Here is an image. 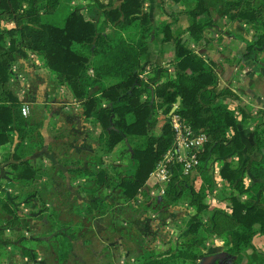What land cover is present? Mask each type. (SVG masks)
<instances>
[{
  "label": "trees",
  "instance_id": "1",
  "mask_svg": "<svg viewBox=\"0 0 264 264\" xmlns=\"http://www.w3.org/2000/svg\"><path fill=\"white\" fill-rule=\"evenodd\" d=\"M6 1L9 7L0 13L12 15L13 11L22 9L16 17L17 27L0 30V148L10 145L6 159L12 183L32 186L39 178L38 168L27 158L30 153L27 147L33 143L27 142L36 138L30 137L35 131L39 138L42 136L37 124L23 114V101L9 82L14 62L34 51L42 56L58 85L66 87L73 98L82 102L83 115L91 119L92 124L102 126L97 137L98 146L86 159L66 160L68 171L76 172L87 182L82 193L88 201L81 207L76 205L73 212L82 210L94 217L109 214V226L117 233L116 237L131 238L139 243L135 237V223L125 215L126 208H133L134 212L144 206L152 214L150 220L145 221L149 223L153 212L159 208L172 209L183 201L193 211L179 243L163 252L139 243L131 263L199 264L207 240L215 236L223 239L230 264H241L244 249L253 246L255 237H264V109L249 117L243 108L239 107L237 112L223 101V96L232 95L233 91L221 85L219 65L190 46L186 35L198 44H205V31L215 21L212 17L206 20L200 17L218 9L227 21L241 20L249 25L255 37L249 47H261L264 45V0H194L187 11L191 24L178 32L173 28L174 22L154 24L145 9V0H123L119 6H114L112 0H92L102 9L101 15L106 21L118 30L132 29L135 38L99 31L93 6L88 9L83 3H68L64 22L57 24L48 18L62 10L63 0ZM166 1L158 0L164 11ZM6 37L10 39L8 45L4 43ZM158 38L174 48L173 75L165 81L141 76L144 73L141 58L150 42ZM178 98L180 104L173 110ZM172 112L193 131L206 135V141L196 150L197 171L204 181L200 187L191 184V174L185 173L182 162L174 157L168 163L170 180L165 194L154 196L155 201L149 205L146 204L148 199L143 197L149 196L145 186L151 173L168 151L172 150L176 156ZM239 113L244 122L248 117L253 124L255 143L247 151L260 154L249 164L250 183L246 181L247 170L243 164L235 167L230 160L236 153L242 160L240 151L245 148L239 130ZM160 116L165 118L163 123ZM120 143H128L129 149L114 153ZM116 156L123 160L128 157V162L116 164L113 162ZM215 158H226L220 175L225 186L234 190L227 196L221 189H215L217 183L209 174ZM72 164L75 167H70ZM110 189L119 194L118 203L109 204L103 197L104 190ZM212 195L227 204H210L206 200ZM0 203L11 215L1 230L5 226H16L26 217L18 213L9 199L0 198ZM42 205L48 222L43 223L45 230L54 233L51 238L39 241L53 248L52 262L66 264L74 242L89 241L86 236L93 228L80 220L65 223L58 207L45 202ZM119 217L124 219H115ZM22 250L31 257L38 255L28 249ZM5 262V257L0 255V264H13Z\"/></svg>",
  "mask_w": 264,
  "mask_h": 264
},
{
  "label": "rangeland",
  "instance_id": "2",
  "mask_svg": "<svg viewBox=\"0 0 264 264\" xmlns=\"http://www.w3.org/2000/svg\"><path fill=\"white\" fill-rule=\"evenodd\" d=\"M68 3L72 5H81L83 2L82 0H63L64 5L61 7L62 10L60 9L61 11L50 15L48 20L57 24H62L68 12V9L65 7ZM0 7V10L8 8L9 4L6 0H2ZM12 13V15L0 13L1 31L2 29H10L18 26L16 17L18 13H22V9L19 10V12L13 11ZM97 21L99 31H103L105 34L118 33L127 38H135L132 29L124 28L118 30L114 24L106 21V17L103 15L98 16ZM9 40V37H6L4 43L8 45ZM190 46L192 45L190 44ZM33 58L31 55L19 57L11 68L9 82L10 87L15 93L23 95L22 108L26 107L28 109L25 116L37 124V131H39L42 136V138H39L35 131L30 137L36 136V138L27 142L33 143V146L27 147L30 151L27 158L38 168L39 178L32 186L13 184L11 178L12 172H10L6 159L9 154L8 148L10 145L0 148V198L9 199L18 213L26 216L22 217L16 226H5V228L1 230L2 225H6L5 221L10 218L11 215L5 212L6 209L3 208L2 203H0V243L2 244L0 247V255L5 257L6 262H12L13 264H57L52 262V255H54L53 248L51 246H44V244L39 241L41 239L47 240L51 238V235L54 233L50 231L46 232V228L43 224L44 222L48 223L46 222V216L43 215L44 206L42 204L44 202L46 205L52 204L58 207L62 213L61 219L65 223L80 220L84 225H90L91 228H93L92 231L90 230L89 236H86V239H89V241L86 242L82 239L74 242L72 255L70 259L66 261V264H132L131 259L137 254L136 249L139 243L160 252L163 249L157 246L158 239L161 241L169 239L171 237L170 235H174L175 233L173 232V228L177 229L175 224L176 217L172 214L174 208L165 210L159 208L155 212L152 211L153 219L149 223L145 221L149 219L152 214L149 210H146L144 206L141 208L138 207L134 212L133 208H126L127 212H125V215L130 217L131 221L135 223L134 232L136 233L135 237L137 236L136 239L139 243L131 238L127 240L120 238V236L116 237L117 233L109 226L111 219V215L109 214L94 217L92 214L83 213L82 210L77 213L73 212V208L76 207V205L81 207L84 202L88 201L82 193V188L86 185L84 183L87 182L84 180L85 178L78 177L76 172L67 171L66 169L68 166L65 165V163L67 159H70V161L78 158L86 159V156L92 153L94 147L97 148L98 146L97 134L96 138L94 136L80 138L81 132L78 133L77 130L73 132L64 117H61L59 132L53 133V129L50 130V127H53L54 123L59 127L57 123L58 120L53 122L56 120V116L53 117L47 113V111L52 108L50 106V100L54 97V100L57 99L61 101V95L59 94L52 97L43 95L36 96L34 92L28 88L20 86L21 82H28L29 78L33 77V74L31 75L33 66L45 69V66L42 68L40 64H37L39 61ZM44 75L50 79L52 85L59 86L58 81L47 68ZM61 105L62 103L57 107L60 108ZM67 105H69L68 102ZM74 119L76 120L77 118ZM164 119V117L160 116V121H162V123ZM129 147L130 145L127 143V145H123L122 149H129ZM119 150L120 148L117 151L119 152ZM59 155H63V157L59 158ZM126 158V160H123V158L118 159V156H116L113 162L116 164H126L128 162V157ZM70 167L75 166L73 165ZM193 185L195 187L200 186L195 183ZM154 187L155 185L153 182L145 186L150 196V198L149 196L143 197L144 199H148L146 204L151 205L155 201L154 196L156 189ZM103 197H106L109 204L118 203L121 200L119 194L114 191V189L104 190ZM192 211L193 209L191 212ZM191 212H189V215ZM112 215L114 216V214ZM89 218L92 219L90 220ZM184 218H181V220L179 219L178 222L182 221ZM115 219L122 220L124 217ZM22 249H28L29 251L31 250L32 253H38V257L35 254H33L35 257L25 255ZM123 253L125 254L123 255Z\"/></svg>",
  "mask_w": 264,
  "mask_h": 264
},
{
  "label": "crops",
  "instance_id": "3",
  "mask_svg": "<svg viewBox=\"0 0 264 264\" xmlns=\"http://www.w3.org/2000/svg\"><path fill=\"white\" fill-rule=\"evenodd\" d=\"M123 0H112L114 6H119ZM83 4L89 9V6H93V11L96 12L97 17L102 14V9L95 5L92 0H82ZM194 0H187L176 3L172 0H167L164 4L165 11L158 5V0H145V9L149 12L150 17L154 24H158L161 21L174 22L173 28L178 31L186 29L191 24V18L187 15V11L190 9ZM178 14L176 17L175 15ZM212 17L215 23L207 27L205 31V44H198L191 37L189 43L194 49L205 58L215 61L219 65V75L221 85L228 87L233 91L232 95L223 96V101L227 102L232 108L238 112L239 107L243 108L247 116L256 113L259 109H264V45L261 47L250 48L249 44L255 39L254 32L249 25L245 24L241 20L227 21L222 17L218 9L212 10V13L203 14L200 20H206ZM32 56L34 60H38L37 64L45 69H40L37 66H33L31 75L28 82H21L20 86L28 88L36 96L52 97L55 95H61V101L52 97L50 100L52 107L47 111L51 116H56L58 125L50 127L53 129V133L60 131L61 117H64L65 121L69 123L71 130L81 132L80 138L85 136H99L102 126L99 123L92 124L91 119H87L83 115L82 102L72 97L70 91L63 86L52 85L50 79L45 77L46 65L41 55L34 51H29L28 56ZM174 56V48L171 44H163L161 39L151 41L149 49L141 58V64L143 71H147L146 78H154L156 81H165L173 75L172 58ZM36 57V59H35ZM45 87V89H44ZM27 90V89H26ZM25 90V91H26ZM17 94V93H16ZM23 100V95L17 94ZM35 97V96H34ZM25 99V98H24ZM69 105H67V102ZM54 101V102H53ZM60 103L62 105L57 107ZM77 114V115H76ZM74 118H77L76 120ZM76 122V123H74ZM239 130L242 141L245 148L240 151L242 160L238 154L231 156V163L233 166H238L242 163V167L247 170L245 172L247 183L251 182L248 174L249 164L260 157L257 152L249 153L247 149L255 143V136L253 132V124L251 118H246L245 122L242 120V115L239 113L238 118ZM83 130V131H79ZM59 129V130H58ZM77 133V132H76ZM125 143H120L114 149V153L123 148ZM118 148V149H117ZM45 153V152H44ZM113 153V154H114ZM63 155H59V158ZM226 158H215L211 161L209 174L213 176L214 181L217 183L215 189L224 191L225 196L234 192L233 189L225 186L224 181L221 179V168L224 165ZM69 167H67L68 171ZM154 176L151 175L147 184L154 182ZM191 181L200 186L203 184V175L196 174L191 176ZM190 182L191 184H194ZM199 186V187H200ZM216 193V192H215ZM243 198L246 195H242ZM210 204L225 206L227 201L217 197L208 196L207 200ZM193 208L188 206L186 202H180L178 206L174 208L173 216L176 217V227L173 228V234L167 241H161L158 239V245L161 250L165 251L169 247H175L181 240V236L186 229L187 221L189 220V212ZM184 212V214H183ZM182 216V217H181ZM185 217V218H184ZM184 218L178 222L179 219ZM252 247H247L243 251V259L241 264H264V237L257 236L254 239ZM199 264H230L229 256L226 253V246L223 244V239L215 236L209 237L206 242V248L204 249V256L200 260Z\"/></svg>",
  "mask_w": 264,
  "mask_h": 264
},
{
  "label": "built area",
  "instance_id": "4",
  "mask_svg": "<svg viewBox=\"0 0 264 264\" xmlns=\"http://www.w3.org/2000/svg\"><path fill=\"white\" fill-rule=\"evenodd\" d=\"M147 71L141 76L145 77ZM174 108H177L176 106ZM28 109L22 108L24 115L27 114ZM172 124L175 130V151L176 156L172 150L168 151L164 158L158 163L151 175L154 176L155 181V196L161 197L165 194L166 185L170 180V172L168 169V163L177 157L178 161L182 162V168L185 173L191 174V176L198 173L197 167L199 159L197 157L196 150L201 148L203 143L206 141V135L203 132L193 131L188 127L181 118L172 113L171 115Z\"/></svg>",
  "mask_w": 264,
  "mask_h": 264
},
{
  "label": "water",
  "instance_id": "5",
  "mask_svg": "<svg viewBox=\"0 0 264 264\" xmlns=\"http://www.w3.org/2000/svg\"><path fill=\"white\" fill-rule=\"evenodd\" d=\"M179 104H180V98H178V101H177V103H176V107H178L179 106ZM173 110H175V108L173 109ZM173 113V112H172Z\"/></svg>",
  "mask_w": 264,
  "mask_h": 264
}]
</instances>
